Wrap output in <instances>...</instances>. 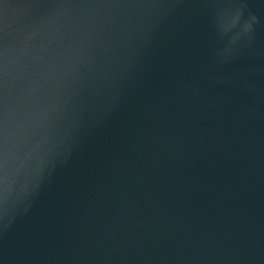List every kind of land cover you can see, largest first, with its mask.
Listing matches in <instances>:
<instances>
[{"label":"water","instance_id":"obj_1","mask_svg":"<svg viewBox=\"0 0 264 264\" xmlns=\"http://www.w3.org/2000/svg\"><path fill=\"white\" fill-rule=\"evenodd\" d=\"M0 264H264V0H0Z\"/></svg>","mask_w":264,"mask_h":264}]
</instances>
